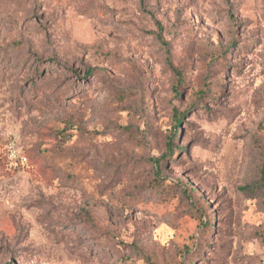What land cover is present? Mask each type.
Listing matches in <instances>:
<instances>
[{
  "label": "rangeland",
  "instance_id": "374dc122",
  "mask_svg": "<svg viewBox=\"0 0 264 264\" xmlns=\"http://www.w3.org/2000/svg\"><path fill=\"white\" fill-rule=\"evenodd\" d=\"M263 167L264 0H0V264H264Z\"/></svg>",
  "mask_w": 264,
  "mask_h": 264
},
{
  "label": "built area",
  "instance_id": "2783aa9c",
  "mask_svg": "<svg viewBox=\"0 0 264 264\" xmlns=\"http://www.w3.org/2000/svg\"><path fill=\"white\" fill-rule=\"evenodd\" d=\"M7 155L9 159H18L21 163L27 162V157L23 154H18L16 148L13 145H8L7 147Z\"/></svg>",
  "mask_w": 264,
  "mask_h": 264
},
{
  "label": "trees",
  "instance_id": "16d2710c",
  "mask_svg": "<svg viewBox=\"0 0 264 264\" xmlns=\"http://www.w3.org/2000/svg\"><path fill=\"white\" fill-rule=\"evenodd\" d=\"M178 127H180V120L177 122V125H175V128H178ZM27 161H28V157H27ZM263 179H264V167H263ZM8 264H10V262Z\"/></svg>",
  "mask_w": 264,
  "mask_h": 264
}]
</instances>
